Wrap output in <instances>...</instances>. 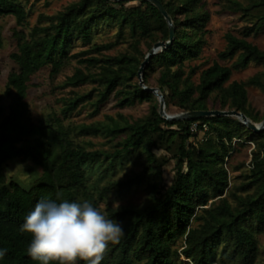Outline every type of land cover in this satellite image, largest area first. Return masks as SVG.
Here are the masks:
<instances>
[{
  "label": "trees",
  "instance_id": "1",
  "mask_svg": "<svg viewBox=\"0 0 264 264\" xmlns=\"http://www.w3.org/2000/svg\"><path fill=\"white\" fill-rule=\"evenodd\" d=\"M130 1L133 0H77L56 14H41L30 34L22 29L14 31L17 50L10 56L18 68L8 74L6 91L13 102L7 114L0 104V249L6 250L0 264H40L28 255L32 237L21 226L42 199L57 203L87 200L100 210V202L111 191L121 192L144 180L151 194L145 207L108 208L105 215L122 223L124 234L119 244L109 245L101 264H255L259 256L258 235L264 233V131L255 132L230 116L172 121L163 118L156 95L133 79L154 44L169 39V25L150 1L139 0V4L128 6ZM160 1L174 21L175 37L171 47L152 57L143 78L145 84L155 86L150 77L158 66L155 87L163 92L167 111L172 107L180 111L238 110L261 122L264 112L250 103L249 87L264 91V48L249 38L264 30V0H220L221 12L250 18L252 25L241 35L226 32V45L218 57L231 61L230 65L216 60L200 72L198 66L186 68L185 63L198 58L207 41L211 12L206 2ZM3 15H13L19 27L27 24L28 11L20 0H0V16ZM100 19L117 23L119 34L129 28L130 44L142 57L125 51L80 58L79 63L99 71L78 68L66 83L78 87L99 82L96 113L112 94L121 108L150 102L149 113L103 126H66L59 115L35 121L27 99L32 77L46 66H50L52 76L60 73L73 56H78L69 53L73 39L91 42ZM142 40L147 52L141 49ZM113 45H95L94 50ZM252 63L263 69L245 80H232L234 70H244ZM90 97L91 93H76L67 99L64 117ZM193 122L200 123L198 132H203L204 137L190 144L189 139L198 134L190 130ZM204 124L208 126L206 131ZM74 130L79 135L106 133L125 137L113 151L87 149L74 141ZM26 141L31 144L19 146ZM155 147L172 151L176 158V176L158 197L154 193L163 180L162 166L168 160L157 158L152 152ZM245 150L251 159L232 165L234 157ZM133 153L147 156L141 172L94 187L91 175L100 172L104 178ZM19 156L31 158L42 168L41 176L29 188L8 180L6 175L7 162ZM243 167L246 171L241 174L242 181L234 184L231 173ZM77 264L87 262L80 260Z\"/></svg>",
  "mask_w": 264,
  "mask_h": 264
},
{
  "label": "rangeland",
  "instance_id": "2",
  "mask_svg": "<svg viewBox=\"0 0 264 264\" xmlns=\"http://www.w3.org/2000/svg\"><path fill=\"white\" fill-rule=\"evenodd\" d=\"M28 11L27 24L19 27L13 15L0 16V34L3 40V46L0 48V104L4 108V114H7L10 105L13 102L12 95L7 94V78L8 74L17 69V64L11 58V53L17 50V37L14 33L15 29H22L30 34L32 28L39 23L40 15H53L64 10L69 4L77 0H20ZM206 7L211 12L210 21L208 23L209 33L206 38L207 41L203 47L200 56L196 59H191L185 63L186 68L190 66H198L199 72L218 60L222 64L230 65L231 61H223L218 57V53L225 47V34L230 31L237 35H241L247 26H251V19L245 18L238 13L221 12L220 0H204ZM139 0H133L127 3L128 6L139 4ZM253 42L264 48V30L259 33H252L250 38ZM114 43L113 46L105 48L101 51H95V45H105ZM131 36L129 28H124L122 34H119V25L117 23H110L103 19L99 20L92 31L91 42H85L81 38L73 39L70 47V55L73 56L65 65L60 73L52 76L50 66L42 68L36 75L32 77L31 87L28 93V101L30 103L31 114L35 121L44 120L51 115H59L63 117L66 126H75L81 124H112L113 121L124 123L125 120L132 121L134 119L147 115L150 111V102L138 103L132 107H119L117 98L114 94L102 104L95 112V102L98 98V91L101 89V84L97 81H91L78 87L68 85L66 80L78 68L85 72L97 73L98 68H88L85 64L79 63L80 58L97 56L103 57L106 55H118L125 51L136 52L140 57L139 51H136L131 46ZM141 49L147 52L145 40L141 42ZM263 69L258 64H250L244 70L233 71L232 80H245L250 76L256 74ZM159 77V68L151 73L150 82L152 85L157 84ZM198 79V73L194 76ZM139 82V77H135L133 82ZM76 93L88 94L91 97L80 104L79 107L64 117L63 110L67 99L73 97ZM249 100L254 108L264 112V91L258 87H249ZM180 112L177 107H172L170 113ZM177 128V126H174ZM125 136L120 135L114 137L112 135L101 133L97 135L81 134L77 131L72 132V138L76 143L84 145L87 149H105L113 151L118 141ZM203 132H198L196 138L189 139L188 143L193 144L202 140ZM30 141L21 143L22 148L30 145ZM152 152L157 158H166L168 161L162 166L163 180L159 182L158 191L154 193L157 197L164 192L165 188L169 186L176 176V158L172 151L162 148H152ZM251 159V154L248 151H243L237 154L232 160V165H237L241 161H248ZM147 161L146 155L132 154L126 158L122 164H118L117 168L104 178L100 177V172H95L91 175V182L96 188H101L121 178H127L141 172L144 168V163ZM186 169V165H185ZM5 171L8 180H15L21 186L29 188L42 174V168L39 167L31 158L16 157L9 160L5 166ZM246 171L245 167L236 172L231 173V178L234 184H239L242 181L241 174ZM156 181V179H154ZM151 194L147 190V181L144 180L138 184H134L128 189L121 192L111 191L109 195L100 202V210L104 214H108V208H118L121 206H131L136 208L145 207L150 201ZM233 202V199L230 198ZM260 244V253L255 264H264V233L258 235ZM182 241H179L180 247ZM182 259H185L182 257ZM187 261V260H185ZM230 264H238L236 262Z\"/></svg>",
  "mask_w": 264,
  "mask_h": 264
},
{
  "label": "clouds",
  "instance_id": "3",
  "mask_svg": "<svg viewBox=\"0 0 264 264\" xmlns=\"http://www.w3.org/2000/svg\"><path fill=\"white\" fill-rule=\"evenodd\" d=\"M21 230L31 234L28 255L40 264H101L109 245L123 236L122 223L109 219L87 200L82 203L39 201ZM6 250L0 249V259Z\"/></svg>",
  "mask_w": 264,
  "mask_h": 264
},
{
  "label": "water",
  "instance_id": "4",
  "mask_svg": "<svg viewBox=\"0 0 264 264\" xmlns=\"http://www.w3.org/2000/svg\"><path fill=\"white\" fill-rule=\"evenodd\" d=\"M112 1H121V0H112ZM152 4H154L159 11L163 14L166 21L168 22L169 29H170V36L167 41H157L154 46L148 52L145 60L142 62L141 67L139 69L138 77L139 83L148 91L153 92L159 102V113L160 115L169 120H190V119H197L201 117H209V116H230L238 118L243 124H245L249 129L255 132L264 131V119L261 122H255L250 119L244 112L238 110H220V109H212V110H191V111H180L175 113H170L166 109V100L163 92L159 87L149 86L145 84L143 73L145 71L146 65L151 61L152 57L159 51L165 50L168 47H171L174 37H175V24L168 13L167 9L163 5L160 0H148Z\"/></svg>",
  "mask_w": 264,
  "mask_h": 264
},
{
  "label": "built area",
  "instance_id": "5",
  "mask_svg": "<svg viewBox=\"0 0 264 264\" xmlns=\"http://www.w3.org/2000/svg\"><path fill=\"white\" fill-rule=\"evenodd\" d=\"M200 129V123L199 122H193L190 125V130L192 133H197ZM203 130L206 131L208 130V126L206 124L203 125Z\"/></svg>",
  "mask_w": 264,
  "mask_h": 264
}]
</instances>
